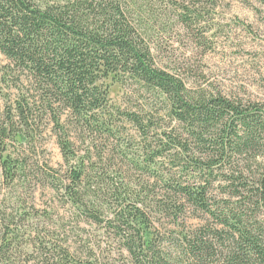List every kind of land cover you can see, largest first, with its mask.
<instances>
[{
    "label": "trees",
    "instance_id": "16d2710c",
    "mask_svg": "<svg viewBox=\"0 0 264 264\" xmlns=\"http://www.w3.org/2000/svg\"><path fill=\"white\" fill-rule=\"evenodd\" d=\"M192 3L190 8L162 0L161 8L171 7L175 18L192 26L205 14L200 2ZM167 15L153 0H0V53L16 80L31 83L17 91L11 104L0 102V185L12 191L25 188L28 161L22 152L13 156L9 145L35 144L40 123L50 117L66 172L48 170L44 179L81 221L107 231L112 244L126 252L124 262L264 264V105L190 87L177 70L161 66L151 38L160 32L159 25L166 27L161 18ZM108 79L129 81L145 94L163 97L180 126L165 134L159 150L146 145L133 164L151 171L159 157L174 150L180 176L195 180L193 185L155 171V181L166 192H151L155 182L119 186L108 174L87 171L85 157L77 156L74 142L63 134L66 125L114 138L118 116H123L147 133L135 113L112 109ZM218 182L220 192L213 195ZM11 193L16 212H7L5 192H0V264H21L22 255L35 259L40 250L41 264L102 263L83 260V250L71 245L35 238L28 229L31 208L21 202L25 192ZM190 208L204 213L206 222L183 236L173 256L161 248L152 212L178 222Z\"/></svg>",
    "mask_w": 264,
    "mask_h": 264
},
{
    "label": "rangeland",
    "instance_id": "374dc122",
    "mask_svg": "<svg viewBox=\"0 0 264 264\" xmlns=\"http://www.w3.org/2000/svg\"><path fill=\"white\" fill-rule=\"evenodd\" d=\"M153 1L157 9L165 10L168 14L161 18L162 22L166 21V27L163 29L159 25L160 32L157 31L151 38L152 52L161 66L177 70L190 87L222 94L244 103L264 105V2L194 0L202 4L196 6H201L205 14L202 20L193 21L190 26L175 18L171 7L161 8L162 0ZM194 1L177 0L178 4L184 3L190 8ZM174 10L178 12L181 8ZM30 85L27 78L16 80L12 65L0 53L1 104H11L17 91ZM107 86L110 106H114L112 109L115 108V113L117 110L135 113L142 120L147 133L123 116H118V135L114 138L73 123L66 125L63 134L74 142L77 156L85 157L87 171L92 175V169L108 174L119 186L138 184L141 188L140 183L143 181L150 184L155 182L151 192H166L162 183L155 181V171L165 178L173 177L179 183L187 181L193 185L195 180L180 176L174 150L159 157L156 169L151 171L133 164L141 160L146 145L151 151H157L165 134L180 129L178 123L169 116L163 97L145 94L139 86L129 81L119 84L108 79ZM50 120L48 117L40 123L35 144L25 145L22 149L15 144L9 145V152L13 156L20 152L24 154L29 175L28 183L22 190L12 191L10 187L3 189L0 185V192L6 195L2 205L7 212H16L18 203L11 192H25L20 195L21 202L31 208L32 219L28 229L33 230L35 238L44 244L52 241L64 247L71 245L79 252L83 250L79 256L83 260L97 258L102 260L101 264H127L124 262L126 252L119 249L117 244H112L105 233L107 231L94 223L81 221L77 211L65 204L58 191L44 179L48 170L66 172L54 124ZM219 185L218 182L212 188L213 195L220 192ZM145 192H148L147 189ZM0 196L3 198L2 194ZM152 214L155 223L153 230L161 241V248L173 256H177L183 236L192 228L204 224L207 219L204 213L195 212L193 208L181 214L178 222L168 214ZM33 255L35 259H31L32 255H22L20 263L41 264V250Z\"/></svg>",
    "mask_w": 264,
    "mask_h": 264
}]
</instances>
